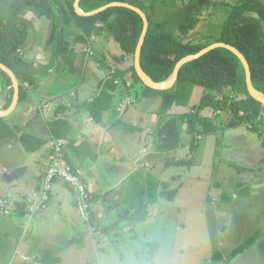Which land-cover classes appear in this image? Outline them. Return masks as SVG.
Returning a JSON list of instances; mask_svg holds the SVG:
<instances>
[{
  "label": "rangeland",
  "instance_id": "rangeland-1",
  "mask_svg": "<svg viewBox=\"0 0 264 264\" xmlns=\"http://www.w3.org/2000/svg\"><path fill=\"white\" fill-rule=\"evenodd\" d=\"M133 1L141 5L145 12L152 16L157 30L180 34L182 33L179 29L180 25L192 24L194 26L189 29L187 34L183 35L184 41L206 46L219 39L225 18L240 0H198L197 4L194 3V0ZM261 1L264 5V0ZM26 18L30 24V32L19 55L21 59L32 62L37 66H45L50 62L53 55L51 51L47 50L50 48L48 46V41L51 37L52 21L45 17L39 18L33 12H28ZM77 50L78 59L76 64H78V61L80 62L81 70L78 66V73L73 75L64 71V66L59 62L58 67L51 70L49 74L41 76L43 80L41 81L42 83L39 82V84L41 83L40 88L44 86L43 89L45 93L41 90H36L37 87L35 88L33 85L28 84V82L20 81V84L27 92V96L29 95L30 98L26 97L24 100L18 102L15 109L5 117L9 124L12 126L18 124L21 127V132L45 137L48 131L43 125L46 124V121L55 117L54 111L60 104H67L69 106L64 117L69 116L74 118L82 111V107H78L79 105L77 104L82 100V96L81 98L79 97L81 92L90 90V88L93 87V89L87 93H89V95L99 93L101 80L112 74H115L111 79L113 84L116 85L114 104L117 105L118 111L123 107L124 113L126 112L125 110L135 107L136 101L139 103L144 96L161 97V94L157 92V90L146 92V85L134 79L131 72L128 71L129 68L134 65V55L124 54L119 44L112 36L110 37L108 34L93 35L87 43L77 44ZM124 71H127V73L124 74ZM10 93L11 89L10 86L7 85L6 78L0 75V110L7 109ZM32 93L35 95L33 96ZM36 94L38 95L37 97ZM205 94L212 95L220 104L216 105L217 107L208 105L202 109L200 100ZM34 97H36L38 100L37 102H39V109L34 107L37 105L36 103L32 105ZM243 97L244 95L232 92L229 89L219 92L208 91L202 86H196L193 90L192 98L189 100L186 107L192 108V106L195 105L192 109L196 111L198 108L199 110L196 116L197 119L193 120V126L195 125L198 127L197 134L189 132L188 128L192 125L189 120L185 123H180L182 138L184 140L183 145L170 153L157 154V147L162 142H165L162 137L163 131L168 130L167 121L171 116L176 115L172 114L171 111L174 108H171L170 111L162 114L160 124L153 132V135H158V142L150 146L148 154L154 155L155 157L149 160L151 161L149 164L143 163L142 161L140 163L135 162L136 164L134 161H128V154L133 155L137 145L132 152L133 147H128L127 143H122L123 141L121 138L117 137L123 135L118 132L112 134V131L108 129L106 126L107 124H104V122L95 123L87 114L81 115L79 121L83 126L78 127L81 129V132L79 133L75 129H72L70 139L74 140L77 144L83 141L89 142L98 152V156L100 155L101 149L104 150L105 157L111 155L109 158L110 161L108 158H105L108 160L110 174L109 176L107 174L106 176H101V184L102 182L106 183L110 181L109 178L112 179L115 176H121L123 179L127 177L129 179H124L123 186L125 187L126 181L130 183L127 184V191H125V194L122 196L123 200L121 202L118 200L119 202H115L116 205L114 204V206L110 204L111 201L105 202V204L102 203V196L94 195L93 192L91 193V217L88 220H84L87 226H91L93 235H98L104 228L101 224H106V221L108 225L114 223L116 226L115 230L124 231L122 235H125L132 229L129 224L130 222L133 224L134 220L141 216L143 219L148 217L150 223H148L146 227L142 226L141 228L142 232H145L147 239H139L141 244L136 247L139 248V250L143 249V251H146L145 254H148V252L151 253L150 250L157 248V244L154 243L156 240L159 241L163 239L166 241L172 238L177 212L175 209L171 208L169 204L171 201L170 191L176 187L177 183L172 186L170 184L171 180L174 179L175 175L179 174V176H181L183 173H210L211 176L213 174V178L216 179L213 182L210 201L218 202V204L223 202L222 192H224V190L221 188L222 180H227L224 185L228 193L234 189L238 191L241 189L242 191L255 189L256 191L253 195L255 198L252 202H245L241 200V198L237 200L235 205L242 206L243 215L240 217L237 216L236 219L234 216L231 217L230 215L231 206L225 204L222 206L223 208L220 207V209L215 210L213 208L219 207L210 205L208 212V221L210 224L209 232L211 236L210 248L213 249L214 252H220V257H218L217 260L222 259V251H224L225 258H229L227 252L243 244L248 234L251 235L256 228L260 229L259 227H261L262 224L264 225V146L262 147V143H256L258 142L257 135L251 131L253 137L251 138V143H241L240 141L237 143H230L227 145L228 151L222 150V143H219L221 137L218 135L226 128H232L233 132H241L244 128H252L256 121L261 122L264 127V106L260 108V113L256 120H251L245 116L243 111L234 110L230 107L233 101H237ZM41 98L42 100L40 101ZM70 98L72 99L71 102ZM223 101H226V103L222 104ZM154 106L156 107V101L153 98H147V100L143 101L144 109L153 108ZM35 109L39 111L42 110L44 114H38L36 117ZM218 115L220 116L215 123L213 118ZM205 116L213 119L216 130L211 133H207L204 125L201 124V119ZM129 120L132 119L126 120L127 124L131 123ZM121 127V129H128V125L124 126L123 123H121ZM114 136L116 138H113ZM17 142H20L18 138L11 141L5 139L0 140L1 145H3L2 143ZM55 144L56 141L50 138L49 143L42 147L47 158L52 155ZM150 144L152 143H146V145ZM20 147H22L21 151L13 152L14 154L0 153V170L19 166L20 164L27 165L25 163V156L30 155V153L32 154V152H27L22 145ZM65 149L72 157L73 161L82 168L81 162L73 155L68 141H66ZM242 151L244 153H242ZM222 157L234 160L239 165L245 164L247 173L244 174V172L241 175H237L234 169L235 167H232L229 161H226V165H224V163L222 164ZM180 161H187L188 164L174 165L175 162ZM92 169L94 170V167ZM26 170L27 169L24 168L23 171L25 172ZM223 175L225 177H223ZM239 180L246 181L237 188L236 184ZM113 182L112 179L111 184ZM0 184L2 183L0 182ZM18 184L20 187L23 185V182L19 181ZM94 188H97V186ZM90 189V191L94 190L92 187H90ZM106 194H108V192ZM74 200L76 201V197ZM104 201H106V199ZM108 207L114 210L111 221L107 219L109 215ZM106 210L108 213H106ZM222 211L225 212L223 215ZM100 213L103 215H100ZM0 222L2 224V227L0 226L1 259L4 257L6 250L11 247V243L5 238L6 235L3 234V231L8 229L3 223L8 221L4 220L2 222V216H0ZM51 223L52 224L45 225L43 228L45 239L49 240L50 238L58 237V239H60L58 240L59 245L64 243L65 240L68 241L70 234L61 231V227H66L63 228L64 230L68 227L61 222L55 223L54 221V223ZM222 226L223 229L225 228L224 231L222 230ZM46 234H48L47 237ZM124 238L125 236L123 239ZM123 239L122 241L124 242ZM133 241L134 240L130 241L131 244ZM160 241L162 242V240ZM103 247H106V245L103 244ZM157 250L159 249L157 248L154 251L157 252ZM245 255L244 260L240 261L238 264H264V246L259 245L257 247V245H253ZM4 260L5 257L3 262ZM210 261L208 259L204 264L222 263H214L216 260L212 259H210ZM85 264H92V259L88 260Z\"/></svg>",
  "mask_w": 264,
  "mask_h": 264
},
{
  "label": "trees",
  "instance_id": "trees-1",
  "mask_svg": "<svg viewBox=\"0 0 264 264\" xmlns=\"http://www.w3.org/2000/svg\"><path fill=\"white\" fill-rule=\"evenodd\" d=\"M74 1L0 0V60L15 71L19 81L28 82V84L36 88L39 82L43 80L41 76L49 74L51 70L58 67L59 62L64 66V71L76 75L78 73L76 64L78 59L77 44L87 43L93 35L108 34L110 37L115 38L124 54L135 55L144 27V21L140 14L128 7L115 6L96 15L83 16L75 11ZM113 1L130 2L144 10L141 5L136 4L133 0H81L80 7L84 11H91ZM197 1L194 0V3L197 4ZM28 12H33L39 18L45 17L52 21L51 37L48 41V46L51 49L47 50L51 51L53 55L50 62L45 66H37L32 62L21 59L19 55L29 37L30 24L26 18ZM147 15L150 25L142 48L141 65L146 74L153 80L157 82L166 81L173 74L175 65L181 58L200 51L205 45L184 41L183 35L187 34L194 25H180L179 29L182 32L180 34L164 30L160 31L155 27L152 16ZM217 41L236 46L246 56L251 66L253 84L256 89L264 93V5L262 1L240 0L225 18ZM128 71L131 72L136 81L142 82L134 65ZM123 73L125 74L127 71ZM0 75L6 78L7 85L11 89L10 99L7 103L8 108L13 98V83L9 75L1 69ZM113 76L115 74L102 79L99 93H96L78 106L88 110L90 117L95 123H101L104 112L110 110L115 103L116 85L112 82L111 77ZM195 86H202L205 90L219 92L229 89L232 92L244 95L242 99L233 101L230 107L234 110L243 111L245 116L251 120L258 118L259 110L264 106L248 92L245 68L241 59L231 50L219 47L209 51L200 58L185 63L180 69L178 80L173 87L166 90H157L161 94V104L158 113H167L175 105L186 106ZM145 91L156 90L146 86ZM26 97L27 92L20 84L19 102ZM200 103L202 109L208 105L215 107L220 104L210 94H205L201 98ZM223 103H226V101H223ZM68 109L69 106L66 104H60L55 109V117L48 122L51 138L56 142L63 140L65 145L66 141H68L73 155L78 160L87 158L97 160L98 152L89 142L83 141L77 144L70 139L73 126L64 117ZM198 113L199 110L197 108L196 111L193 109V112L188 111L171 116L167 121L169 139L159 144L157 151L170 153L183 145L180 123H185L189 120L192 124L188 128L189 132L197 134L198 127L193 126V120L197 119ZM213 119L206 116L201 119V124L204 125L207 133L215 130ZM20 130L21 127L18 124L12 126L6 121L5 117H0V140L11 141L18 138L27 152H35L49 143L47 138L21 132ZM250 130L256 132L260 138L264 136V127L259 121H256ZM262 145L264 146V140ZM64 157L76 164L66 149H64ZM175 164L187 165L188 163L187 161H180L175 162ZM57 180L59 178L54 180L53 186ZM83 182L89 189L84 178ZM70 188L73 190L72 187ZM52 190L53 187L49 193V199ZM170 192V200H172L178 189L174 188ZM223 200L229 202V195L225 194ZM27 206L26 202L25 208ZM18 207L22 208L23 203H20ZM24 213V211H20L19 214L22 215ZM142 219L143 217L141 216L134 221H141ZM259 236L260 233L256 232L245 243L234 248L230 256L235 257L243 253L256 242ZM156 244L157 246L159 245L158 243ZM219 255L220 252L216 251L210 259L217 260L220 257ZM39 261L42 263H56L60 261V258L50 257L48 253H44L39 258Z\"/></svg>",
  "mask_w": 264,
  "mask_h": 264
},
{
  "label": "crops",
  "instance_id": "crops-1",
  "mask_svg": "<svg viewBox=\"0 0 264 264\" xmlns=\"http://www.w3.org/2000/svg\"><path fill=\"white\" fill-rule=\"evenodd\" d=\"M77 66H79L81 70L79 61ZM41 83L37 86L36 90H41L45 93L43 89L44 86L40 88ZM195 88L196 86L192 89L191 98ZM92 89L93 87L90 88V90ZM90 90L81 92L79 97L81 98L82 96V100L80 103H77L78 105L95 95H89L87 92ZM32 95L34 96L35 94L32 93ZM37 96L38 95L36 94V97ZM36 97L32 100V105L36 103L37 105L34 107L39 109V102H37L38 100ZM27 98H30L29 95ZM147 98L155 99L156 107L154 106L153 108L144 109L143 101L147 100ZM41 100L42 98L40 101ZM71 101L72 99L70 102ZM160 104L161 97L144 96L139 103L136 101L135 107L125 110L126 112L124 113L123 107L118 111L119 109L116 104H114L110 110L104 112L102 122L107 124L106 126L112 131V134L118 132L123 135L117 137L121 138L123 141L122 143H127L128 147H133L132 152L137 145L134 154H128V161H134V163H140L142 161L143 163L149 164V162H151L149 160L152 157H155L154 155L148 154V152L150 146L153 145V143L158 142V135H153V132L160 124V119L162 117V114L158 113ZM194 106L195 105H193L192 108ZM173 108L171 111L172 114H181L188 111L193 112L191 107L187 108L186 106L175 105ZM38 109H35L36 117L38 114H44L42 110L39 111ZM81 110L82 111L74 118L65 116V118L72 123L73 129L79 133L81 132V129L78 127L83 126L79 121L81 115L87 114L90 116L88 110L84 108H81ZM219 116L220 115L214 117L215 123ZM130 118L132 119L129 120L131 123L127 124L126 120L128 121ZM90 119L92 118L90 117ZM49 121H46V124L43 125L48 131L44 138H47L48 140L51 138V132L48 128ZM121 123H123L124 126L128 125V129H121ZM250 131L253 132L248 128H244L241 132H233L232 128L224 129L222 133L218 135L221 137L219 143H222V150L228 151L229 149L227 148V145L230 143H237L238 141L241 143H251V138L253 137ZM253 133L257 135L256 132ZM263 137L260 138L257 135L258 142L256 143H262L264 140ZM113 138L116 137L114 136ZM162 138L163 141L169 139L168 130L163 131ZM182 141L184 143L183 138ZM146 143L152 144L146 145ZM2 144L3 145L0 144V150H2L0 153L3 154H14L13 152H19L22 148L20 147L22 145L20 142ZM156 153L159 155L163 154L162 152L159 153V151H156ZM242 153L244 152L242 151ZM110 157L111 155L105 157V152L101 149L97 160L87 158L79 161L82 164L81 170L83 172L84 180L89 189L90 187L94 189L91 193L93 192L94 195L102 196V203L105 204V202L107 203L108 201H111L110 204H113L114 206L115 202H119L118 200L121 202L123 200L122 196L125 194V191H127V184L130 183H127L126 181L125 187L123 186L124 179H129L127 177L123 179L121 176H115L112 178L114 181L112 184L111 178H109L110 181H107L106 183L102 182L101 184L100 180L102 177L106 176V174L109 176L110 174L108 168V160L110 161ZM25 158V163L27 165L20 164L19 166L3 168L0 170V182L2 183L0 184V216H2V222L4 220L8 221L3 223L8 228L3 231V234L6 235L5 238L11 243V247L5 252L4 262L3 257L0 259V264H85L90 259H92V264H204L208 259L210 261V257L214 252V250L210 248L211 236L209 232L210 224L208 221L210 205L219 207L213 208L215 210L220 209V207L225 204L231 206L232 209L230 215L231 217L234 216L236 219L237 216L240 217L243 215L242 206L235 205L237 200L241 198V200L245 202H252L255 198L253 195L256 193L255 189H250V191H242V189L238 191L234 189L228 193L225 190L224 185L227 180H222L221 188L224 190V192H222V197L225 196V194H228L230 201L226 202L222 200L223 202L218 204V202L210 201L213 182L216 180L213 178V174L212 176L210 173H183L181 176H179V174L175 175L170 184L174 186V184L177 183L175 188L178 189V192L169 203L171 208L175 209L177 212L172 238L166 241L160 239L162 242L156 240L155 242L159 244L157 246L159 250H157V252L153 250V253L151 251V253L148 252V254H145L146 251H143V249L139 250L136 246L141 244L139 239H147L145 232H142L141 228L142 226L146 227L148 223H150L148 217L141 222L134 221L133 224L130 222L129 224L132 229H130L129 232L125 231L129 233H126L125 235H122V232L124 231L115 230L116 226L114 223L108 225L106 221V224H101L104 228L97 236H94L91 226L86 225L85 220L80 216L77 210V204L74 200L76 197L75 193L63 180L59 179L54 184L48 206L37 213H30L29 210L25 208L27 199L33 196L36 190L39 189L50 158L45 156L43 148L32 152V154L30 153V155H26ZM105 158H108V160ZM76 159L78 160L77 157ZM226 161H229L232 167H235L234 169L237 175H241L244 172V174L247 173L245 164L239 165L234 160L222 157V164L224 163V165H226ZM93 167L94 170L92 169ZM24 168L27 169L25 172L23 171ZM223 177L225 176L223 175ZM19 181L23 182V185L20 187L18 186ZM245 181H237V188L240 184L245 183ZM96 186L97 188H94ZM107 192L108 194H106ZM105 199L106 201H104ZM20 203H23L22 208L18 207ZM5 208H9L11 213L8 215L5 214ZM108 208L109 213L106 210V213L109 214L107 219L111 221L114 210L111 207ZM20 211H24L25 213L20 215ZM224 213L225 212L222 211V215ZM100 215L103 214L100 213ZM54 221L55 223L61 222L68 227L65 230L63 228L66 227H61L62 232L70 234L68 241L65 240L61 245L58 243V240H60L58 237L50 238L49 240L51 241H49L48 239H45V236L43 235L44 226L52 224L51 222L54 223ZM1 225L0 222V226ZM263 227L264 225L262 224L261 227H259L260 229L256 228L251 235L248 234V237L246 236L247 238L245 242L256 232L260 233L256 242L249 246L243 253L231 257L230 254L234 250L233 248L230 252H227L229 258H225L224 251H222V259L216 260L214 263L222 262L221 264H238L240 261L244 260L246 252L250 250L253 245H257V247L259 245L264 246ZM222 230H225V228L223 229V226ZM47 236L48 234H46V237ZM124 236L125 238L123 239ZM132 240L134 241L131 244L130 241ZM103 244H105L106 247H103ZM44 253H48L50 257H58L60 258V261L56 263H42L39 261V258H41Z\"/></svg>",
  "mask_w": 264,
  "mask_h": 264
},
{
  "label": "water",
  "instance_id": "water-1",
  "mask_svg": "<svg viewBox=\"0 0 264 264\" xmlns=\"http://www.w3.org/2000/svg\"><path fill=\"white\" fill-rule=\"evenodd\" d=\"M80 2H81V0H75L74 1V9L79 15H83V16L96 15L100 12L107 10L110 7H115V6L128 7L130 9L136 11L138 14H140V16L142 17V19L144 21V27H143V31L141 33L139 42L137 44L136 50H135L134 66H135V70L137 72V75L139 76V78L142 80V82L147 87L154 89V90H159V91L160 90H166V89L173 87L178 80L180 69L182 68V66L185 63H187L188 61L200 58L201 56H203L204 54L208 53L209 51H211L215 48L223 47V48H227V49L231 50L241 59V61L244 64V68H245L246 83H247V88H248L249 94L255 100L264 104V93L259 91L258 89H256V87L253 84L251 66H250L246 56L236 46L225 43L223 41H217V42L211 43V44L203 47L200 51H198L194 54L186 55L183 58H181L176 63L173 74L171 75V77L169 79H167L166 81L157 82L146 74V72L143 70L142 65H141L142 48H143V45L145 43V39H146L148 29H149V25H150L147 13L143 9L138 7L137 5H134V4H132L130 2H126V1H113V2H110L106 5L101 6L99 8L91 10V11L82 10V8L80 7ZM0 69L5 71L9 75V77L12 80L13 88H14L13 98H12V102H11L10 106L6 110H0V117H6L15 109V107L17 106V104L19 102V99H20V81H19V78H18L17 74L15 73V71L13 69H11L8 65L3 63L1 60H0Z\"/></svg>",
  "mask_w": 264,
  "mask_h": 264
},
{
  "label": "built area",
  "instance_id": "built-area-1",
  "mask_svg": "<svg viewBox=\"0 0 264 264\" xmlns=\"http://www.w3.org/2000/svg\"><path fill=\"white\" fill-rule=\"evenodd\" d=\"M65 141L58 140L55 144L42 183L33 196L27 199V209L34 214L44 210L49 201V193L55 179H61L73 188L76 196L77 210L83 219L88 220L92 213V194L83 182L81 169L64 157ZM11 210L5 208V214Z\"/></svg>",
  "mask_w": 264,
  "mask_h": 264
}]
</instances>
